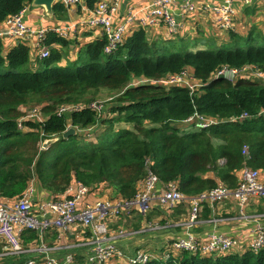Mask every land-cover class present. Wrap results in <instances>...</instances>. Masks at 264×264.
Here are the masks:
<instances>
[{
    "label": "trees",
    "instance_id": "16d2710c",
    "mask_svg": "<svg viewBox=\"0 0 264 264\" xmlns=\"http://www.w3.org/2000/svg\"><path fill=\"white\" fill-rule=\"evenodd\" d=\"M31 1L0 0V22ZM97 1L86 0L84 5L92 9ZM52 11L65 17L59 2ZM145 28L132 31L111 53L103 51L100 36L64 63L57 47L31 61L23 42L3 55L0 39V196L21 195L35 178L53 195L64 193L75 180L90 188L105 183L116 195L129 198L148 171L194 196L219 183L235 187L236 173L244 167L264 172V117L257 115L264 109L263 79L242 75L228 81L214 76L222 66L246 64L264 72V32L252 28L243 36L229 30L227 42L197 48L180 37L148 41ZM52 43L68 47L72 41L48 32L45 44ZM187 68L201 83L192 92L155 82ZM101 95L106 101L99 100ZM94 101L102 103L100 113L88 106ZM64 104L80 108L57 115ZM35 106H41L44 123L25 120L29 129L18 128L22 108ZM242 112L249 117L229 120ZM194 113L220 121L203 129L184 124ZM68 124L76 133L64 138ZM90 134L94 141H89ZM55 137L39 149V141ZM28 233L29 239L37 236ZM168 254L166 260L152 255L143 264H264V249Z\"/></svg>",
    "mask_w": 264,
    "mask_h": 264
},
{
    "label": "built area",
    "instance_id": "2783aa9c",
    "mask_svg": "<svg viewBox=\"0 0 264 264\" xmlns=\"http://www.w3.org/2000/svg\"><path fill=\"white\" fill-rule=\"evenodd\" d=\"M256 1L264 4V0H223V2L219 0H149L148 5L141 9L135 10L131 7L120 14L119 8L122 0H98L91 9V16L83 22L67 27H58L54 30L59 36L71 39L82 27L96 26L100 28V35L105 41L103 51L111 53L132 32L133 28H152L155 34L161 38L163 37L162 31H164L167 37L171 38L178 34L184 20L194 18L198 14L209 13L217 30H232L237 14L236 3L241 2L243 5H249ZM57 2L64 8L82 5L81 0H58ZM198 5L200 7H197ZM23 12L24 8L18 13L7 16L1 22L0 39L11 38L15 41V45L20 42L26 45V41L35 35L36 56L38 58L47 57L49 49L45 44L44 31L42 29L33 30L23 20ZM243 72L250 73L256 79L264 80V72L250 64L241 68L222 66L214 76L234 81L237 76H242L241 73ZM155 82L162 85H182L191 92L201 85L192 75H187L186 70L179 74L168 75L159 82ZM88 106L97 113H100L103 108L100 101L91 102ZM79 108V105L64 104L56 109V114L65 115ZM22 112L23 116L17 121V126L20 129H29L23 125L25 120L40 125L46 120V116L41 111V106L29 109L22 108ZM257 115L264 117V109H261ZM247 117L249 114L242 112L229 120L236 121ZM219 121L218 118L194 113L183 122L192 124L196 129H203ZM40 135L44 134L41 132ZM41 143L42 141L39 142L40 149ZM158 180L154 173L148 171L144 178L138 182L132 197L122 198L119 196L84 203H81V200L91 188L74 180L76 191L72 196L56 197L45 202V204H40L39 214L32 212L30 208L32 187L29 185L17 197L14 204L0 203L2 252L18 257L28 251L20 239V233L25 230L36 232L41 239L42 235L51 229L63 231L79 229L86 234L83 241L88 245L84 264H110L113 261H119L123 264H143L152 255L137 250L131 256H126L114 246V240L119 237H126L128 233L122 229L110 232L108 227L112 218L121 213L143 215L151 209L153 200L158 199L166 207L173 206L178 202H186L188 204L186 221L194 224L204 206L212 207L222 205L228 200H234L242 209L252 199L264 197V172L248 167L241 169V176L235 187L231 188L219 183L212 189L202 191L194 196L182 194L174 182L162 183L160 188L154 191ZM72 184L70 183L66 190H70ZM52 249L55 247H48L40 243L34 250L44 256L42 264H72L74 262L71 254H66L63 262L58 261L49 255ZM245 249L253 251L264 249V226L262 224L257 222L254 225L253 239L244 244H241L236 237L215 232L208 233L200 239L189 234L185 238L170 241L161 258L166 260L170 257L169 252L180 250L218 255L226 252H242ZM25 264H36V262L33 259H28Z\"/></svg>",
    "mask_w": 264,
    "mask_h": 264
},
{
    "label": "crops",
    "instance_id": "0c3cea01",
    "mask_svg": "<svg viewBox=\"0 0 264 264\" xmlns=\"http://www.w3.org/2000/svg\"><path fill=\"white\" fill-rule=\"evenodd\" d=\"M223 2V0H219ZM149 0H122L119 12L124 13L129 8L135 10L141 9L148 5ZM197 7H200L199 5ZM236 17L234 20L233 29L240 35H247L252 28H256L259 32H264V4L261 2H253L249 5H243L241 2L236 3ZM91 9L85 5L70 6L65 8L64 18H59L58 14L52 13V17L44 14L42 7H32L27 4L24 7L23 20L33 29H42L45 37L48 32H55V28L67 27L79 22H83L87 17L91 16ZM1 26V22H0ZM201 27L202 30H201ZM133 28L131 31H134ZM162 29V28H161ZM71 30V28H70ZM207 31L208 33L204 32ZM146 38L148 41L154 40L157 36L152 28H145ZM163 32L164 39L167 35ZM101 31L98 27H82L71 39L72 43L68 47H62L58 43L46 45L57 47L63 51L64 58L61 63L66 60H74L79 48L87 42L93 41L100 37ZM216 33L215 36H211ZM180 38L188 41H193L200 36L214 37L216 44H222L228 40V31L217 30L213 25L212 16L209 13L198 14L194 18L184 20L180 31ZM191 39V40H189ZM36 36L32 35L26 41V45L30 50V60L35 61L38 57L35 51ZM2 54L5 55L11 47L15 45V41L11 38H2ZM207 43V41H205ZM197 48H205L199 45ZM190 75L191 69H186ZM182 86V85H181ZM185 87V86H184ZM91 139L92 134L87 135ZM40 142V141H39ZM38 142V147L40 149ZM42 145V143H41ZM42 148V146H41ZM239 180L241 170L236 173ZM71 184L73 181L70 182ZM162 182L158 180L155 184L154 191H157ZM32 187L31 194V210L39 214L38 208L40 204H45L53 198L62 196H72L76 191V185L73 183L70 190H65L64 193L53 195L47 191L33 178L27 186ZM69 186V185H68ZM18 196L12 198H4L0 196V203L12 205ZM117 198L113 187L105 183L92 187L91 190L83 197L81 203L92 202L97 199ZM188 204L186 202H178L173 206H165L158 199H154L152 207L143 215H128L121 213L110 220L109 229L113 232L119 228L128 233L126 237L117 238L114 240V246L122 251L126 256H131L135 251L141 250L149 253L154 257H160L166 250L170 241L185 238L189 234L200 239L208 233L215 232L223 235L236 237L241 244L250 242L253 239V227L258 222L264 226V197L254 198L244 208H240L234 200L225 201L222 205L206 206L200 211L199 217L194 224L188 223L186 220ZM27 231V232H25ZM20 233V239L24 247L28 249L25 253L16 257L2 252V243L0 242V263L2 264H25L28 259H33L36 264H42L44 256L34 250L40 243L48 247H55L50 250L49 255L55 257L58 261L63 262L66 254L73 255L74 262L72 264H84L85 254L87 252V244L83 241L84 233L79 229L63 231L61 229H51L45 232L41 239L38 234L34 238H30L28 232H36L25 230ZM177 251H175V254ZM111 262V261H110ZM113 264L120 263L113 261ZM110 263V264H112Z\"/></svg>",
    "mask_w": 264,
    "mask_h": 264
},
{
    "label": "water",
    "instance_id": "95a60500",
    "mask_svg": "<svg viewBox=\"0 0 264 264\" xmlns=\"http://www.w3.org/2000/svg\"><path fill=\"white\" fill-rule=\"evenodd\" d=\"M58 0H32L30 5L32 7H42L44 14L48 17H52V6L54 3H56ZM82 4L84 5L86 0H81ZM76 133V130L74 127L70 126L65 129V131L62 133V137L66 138L70 135H73ZM58 137L55 138H47L42 141V148H46L50 143L56 141Z\"/></svg>",
    "mask_w": 264,
    "mask_h": 264
},
{
    "label": "rangeland",
    "instance_id": "374dc122",
    "mask_svg": "<svg viewBox=\"0 0 264 264\" xmlns=\"http://www.w3.org/2000/svg\"><path fill=\"white\" fill-rule=\"evenodd\" d=\"M202 28L203 27H201V30H202ZM204 32H206V33H208L207 31H204ZM215 34L216 33H213L211 36H215ZM211 36H209V37H206V36H200L199 38H197V39H195V40H193V41H187V40H184V43L185 44H187V45H189V46H193V47H198L199 45H201V46H203V47H212V46H215V45H217L216 44V40L214 39V37H211ZM175 37H179V35L177 34ZM189 40H191V39H189ZM205 41H207V43H205ZM220 45V44H219ZM187 69H189V68H187ZM242 75H250V73H248V72H243V73H241ZM187 75H190L189 74V72H187ZM161 80V79H160ZM160 80H158V82L160 81ZM140 81H142V80H139L138 82H140ZM264 81V80H263ZM136 82V81H135ZM144 82H146V81H144ZM106 97L105 96H103V95H101L100 96V101H102V102H104V100L106 101ZM29 108H32V107H26V109H29ZM184 124H187V123H184ZM183 123H181V124H179V126H183L184 125ZM71 125H68V127H70ZM67 127V128H68ZM93 136H94V134H93ZM93 136L91 137V139L89 140V141H94V138H93ZM109 229H111L110 228V226L108 227ZM117 229H119V228H116V229H114V231H116Z\"/></svg>",
    "mask_w": 264,
    "mask_h": 264
}]
</instances>
